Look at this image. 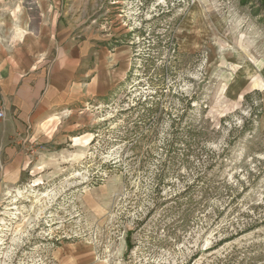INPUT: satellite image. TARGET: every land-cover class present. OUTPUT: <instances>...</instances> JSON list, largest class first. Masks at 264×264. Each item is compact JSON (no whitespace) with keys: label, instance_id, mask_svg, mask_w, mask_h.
I'll use <instances>...</instances> for the list:
<instances>
[{"label":"rangeland","instance_id":"374dc122","mask_svg":"<svg viewBox=\"0 0 264 264\" xmlns=\"http://www.w3.org/2000/svg\"><path fill=\"white\" fill-rule=\"evenodd\" d=\"M60 3L113 89L0 119V264H264V0Z\"/></svg>","mask_w":264,"mask_h":264},{"label":"crops","instance_id":"0c3cea01","mask_svg":"<svg viewBox=\"0 0 264 264\" xmlns=\"http://www.w3.org/2000/svg\"><path fill=\"white\" fill-rule=\"evenodd\" d=\"M62 6L60 0H0V102L6 110L0 119L41 124L113 89L110 51L68 23Z\"/></svg>","mask_w":264,"mask_h":264},{"label":"built area","instance_id":"2783aa9c","mask_svg":"<svg viewBox=\"0 0 264 264\" xmlns=\"http://www.w3.org/2000/svg\"><path fill=\"white\" fill-rule=\"evenodd\" d=\"M4 117V112H0V118H3Z\"/></svg>","mask_w":264,"mask_h":264},{"label":"trees","instance_id":"16d2710c","mask_svg":"<svg viewBox=\"0 0 264 264\" xmlns=\"http://www.w3.org/2000/svg\"><path fill=\"white\" fill-rule=\"evenodd\" d=\"M235 253L238 255V253H239L238 249H235Z\"/></svg>","mask_w":264,"mask_h":264}]
</instances>
